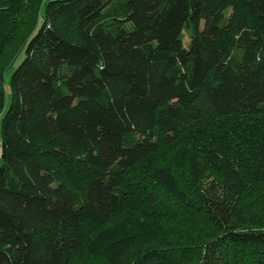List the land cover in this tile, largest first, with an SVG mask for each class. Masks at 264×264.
Returning <instances> with one entry per match:
<instances>
[{
	"label": "trees",
	"instance_id": "1",
	"mask_svg": "<svg viewBox=\"0 0 264 264\" xmlns=\"http://www.w3.org/2000/svg\"><path fill=\"white\" fill-rule=\"evenodd\" d=\"M0 264H264V0H0Z\"/></svg>",
	"mask_w": 264,
	"mask_h": 264
},
{
	"label": "rangeland",
	"instance_id": "2",
	"mask_svg": "<svg viewBox=\"0 0 264 264\" xmlns=\"http://www.w3.org/2000/svg\"><path fill=\"white\" fill-rule=\"evenodd\" d=\"M186 38H187V37L184 35V39H183V45H184V46H187V44H188V39H186ZM20 59H21V55L17 58L16 63H18ZM16 63H15V64H16ZM14 66H15V65H14ZM14 66L11 67L10 69H8V70L6 71V73H5V77H4V79H5V83H6V84H7V80H8V78H9V75H10L11 71L13 70Z\"/></svg>",
	"mask_w": 264,
	"mask_h": 264
}]
</instances>
